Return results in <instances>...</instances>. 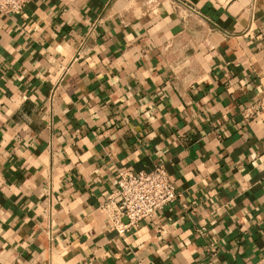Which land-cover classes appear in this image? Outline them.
I'll list each match as a JSON object with an SVG mask.
<instances>
[{"label":"crops","instance_id":"1","mask_svg":"<svg viewBox=\"0 0 264 264\" xmlns=\"http://www.w3.org/2000/svg\"><path fill=\"white\" fill-rule=\"evenodd\" d=\"M155 166L175 200L118 235L115 171ZM0 264H264V0L0 15Z\"/></svg>","mask_w":264,"mask_h":264},{"label":"built area","instance_id":"2","mask_svg":"<svg viewBox=\"0 0 264 264\" xmlns=\"http://www.w3.org/2000/svg\"><path fill=\"white\" fill-rule=\"evenodd\" d=\"M31 0H0V15L18 14ZM249 115L243 113V117ZM115 189L100 206L108 218L110 230L118 235L155 217L176 194L162 166L149 172L133 173L120 168L114 173Z\"/></svg>","mask_w":264,"mask_h":264}]
</instances>
